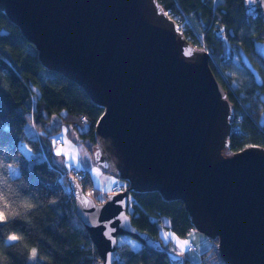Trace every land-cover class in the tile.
Here are the masks:
<instances>
[{"label":"water","instance_id":"1","mask_svg":"<svg viewBox=\"0 0 264 264\" xmlns=\"http://www.w3.org/2000/svg\"><path fill=\"white\" fill-rule=\"evenodd\" d=\"M241 6L247 22L264 26V0ZM0 13L43 69L75 83L102 110L92 163L126 190L97 202L66 178L96 264H114L119 237L186 264V256L133 226L129 201L149 192L183 204L192 230L215 243L219 264H264V148L228 152L233 103L208 52L184 38L157 0H0ZM253 48L264 64V41ZM238 57L261 87L244 49ZM257 123L264 129V110Z\"/></svg>","mask_w":264,"mask_h":264},{"label":"trees","instance_id":"2","mask_svg":"<svg viewBox=\"0 0 264 264\" xmlns=\"http://www.w3.org/2000/svg\"><path fill=\"white\" fill-rule=\"evenodd\" d=\"M167 13H178L189 20L187 41L198 48L209 50L212 57L223 53L224 43L215 35V23L224 28L232 49L239 47L251 51L254 38L264 40V27L259 20L246 23L242 0H157ZM7 30L6 34L1 33ZM202 34L203 42L196 38ZM221 35V34H220ZM264 80V71L254 61ZM211 71L233 103L235 119L228 152L240 151L249 145L264 148V129L257 123L262 111L260 98L255 94L258 86L251 79L242 82L241 88L224 82L212 62ZM228 63L224 62V72ZM264 87V86H263ZM242 95L240 96V93ZM102 110L87 98L82 88L61 75L43 69L36 50L23 38L16 27L0 13V191L13 200H27L32 204L24 215L0 225V264H27L26 246L35 244L40 258L37 264H96V252L85 228L74 215L73 200L66 177L61 183L59 172L67 168L54 157L55 139L61 130L70 138L86 146L88 152L96 145L94 127ZM85 120L81 121V117ZM33 129L26 131L27 125ZM36 132L38 133L36 135ZM30 149L27 158L19 143ZM10 166L18 167L19 174L12 176ZM80 181L84 192L95 201L103 200L100 190L94 188L88 171ZM107 173V172H106ZM110 174V173H108ZM128 214L140 232L160 240L162 246L176 251L175 246L160 235L162 227L186 239L192 231L187 212L181 202H164L157 193H139L133 196ZM22 233L24 240L5 243L8 232ZM202 253L198 262L186 264H219L215 243ZM133 250L126 243L117 244L114 264H169L166 256L139 246ZM186 255V254H185Z\"/></svg>","mask_w":264,"mask_h":264},{"label":"rangeland","instance_id":"3","mask_svg":"<svg viewBox=\"0 0 264 264\" xmlns=\"http://www.w3.org/2000/svg\"><path fill=\"white\" fill-rule=\"evenodd\" d=\"M215 35H219V29L220 27L215 23L214 25ZM230 50H225L223 53L219 54L218 57H213L214 61H216L219 65V56H226L228 57V68L224 70V72L227 74L228 82H231L234 87H240L242 86V82H249V75L247 74L246 70L243 69L241 63L238 60L237 56V49L234 50L231 48V45L229 43ZM264 71V66L260 67ZM242 95V92L240 93V96ZM27 133L28 129L30 128L29 124L26 126ZM38 133L36 132V135ZM60 141L61 145L54 146L53 148V154L56 160L61 163L63 161V164L66 168H73L78 167L81 170H86L89 172L91 179H92V185H94V188L100 190V193L109 191L110 188L114 184H120L123 183L116 180L111 174L108 173H102L93 163L91 159V153L88 152V149L86 146L80 142L75 141L73 138H70L64 130H61L60 134ZM21 149L24 150L25 145L23 143L20 144ZM60 149L62 153H67L69 156H74V160H66L64 155L57 156L56 150ZM10 174L12 176H17L19 174L18 167L10 166ZM129 211V210H128ZM168 235L172 236L173 240L178 239L176 242H180L183 247H175L177 252L185 255L189 258L191 262H198L200 259V253L204 252L210 245V240L205 236H203L201 233H198L195 230H192L189 232L186 239L178 238L175 234H172L171 232H167ZM186 240L193 244L194 249L188 250L186 245ZM120 243H126L131 247L133 250L139 249L140 245L128 237H119L118 244ZM175 246H178L175 244Z\"/></svg>","mask_w":264,"mask_h":264},{"label":"clouds","instance_id":"4","mask_svg":"<svg viewBox=\"0 0 264 264\" xmlns=\"http://www.w3.org/2000/svg\"><path fill=\"white\" fill-rule=\"evenodd\" d=\"M33 206L27 200H13L5 191H0V225H5L10 221L24 215ZM24 240L22 233L10 231L5 237V243L12 244ZM27 264H37L40 258L39 248L33 244L26 246ZM2 259V258H0Z\"/></svg>","mask_w":264,"mask_h":264},{"label":"built area","instance_id":"5","mask_svg":"<svg viewBox=\"0 0 264 264\" xmlns=\"http://www.w3.org/2000/svg\"><path fill=\"white\" fill-rule=\"evenodd\" d=\"M214 2H215V0H213V4H214ZM168 14H169L171 20L175 21L177 30H179L180 33L183 34V35L186 34V38H187V39L190 38V34L188 33L187 28H191V29H192V27H191L190 24H189V20L186 18L185 15H183L182 11H179L178 13L173 12V13H168ZM218 31H219V33L222 35V36H221V39H222V41H223V43L225 44V47H226V49H227L228 46H229V39H227V38L223 35L224 28L220 27V29H219ZM196 38H197V40H199L200 42H203V40H202V34H199V35L196 34ZM204 49H205V48H204ZM210 58H211L212 64H213V66L215 67L216 71H218V73H220V75H221V77L223 78L224 82H227L224 72L221 71L220 65H218V64L213 60V58H212L211 56H210ZM237 119H239V117H237ZM237 119H236V120H237ZM82 120H85V118H84L83 116L81 117V121H82ZM54 142L56 143V145H61V141H60V139H55ZM58 175H59V180H60L61 183L63 182V179H64L65 177H67V176H72V177L75 178L78 182H80V181L84 178V176H85V174H83V172H81L80 170H78V169H76V168H74V167H73V168H69V169H67L65 172H59ZM124 190H126V185H124V184H122V185H120V184H114V185L110 188L109 192H111V193H117V192H122V191H124ZM187 245H188V249H189V250H190V249H193V245H192V244L188 243Z\"/></svg>","mask_w":264,"mask_h":264},{"label":"flooded vegetation","instance_id":"6","mask_svg":"<svg viewBox=\"0 0 264 264\" xmlns=\"http://www.w3.org/2000/svg\"><path fill=\"white\" fill-rule=\"evenodd\" d=\"M244 16V15H243ZM245 17V16H244ZM250 20H252V19H250ZM249 20V21H250ZM255 20H259V19H255ZM249 21L247 22L246 21V23L247 24H249ZM261 21V20H260ZM261 24H262V22H261ZM264 27V26H263ZM261 35V34H260ZM260 35H258V38L260 37ZM221 36L222 35H220V38H221ZM258 38H254V40H253V42H252V45H251V51L249 52V53H247V52H245L246 53V55L248 56V58L250 59V61L252 62V64H253V66H254V61H257L258 63H259V66L260 67H262V65L264 66V64L262 63V61L260 60V59H258L257 58V56L254 54V51H253V43H254V41H260V40H262L261 38L260 39H258ZM262 41H264V40H262ZM230 46H228V48L226 49V47H224V49L225 50H227V51H229L230 49ZM240 48V47H239ZM239 48L237 49V56H238V51H239ZM203 50L204 51H206V52H209V50H205L204 48H203ZM234 50H236V49H234ZM245 51V50H244ZM210 53V52H209ZM211 57H212V55H211ZM213 58V57H212ZM214 60V59H213ZM238 60H239V57H238ZM209 61H211V58H210V60ZM219 61H220V63H219V65H220V68H224V62H227L228 63V57H226V56H219ZM212 62V61H211ZM216 62V61H215ZM239 62L241 63V60H239ZM217 63V62H216ZM218 64V63H217ZM241 65H242V63H241ZM242 67H243V65H242ZM243 69L244 70H246L244 67H243ZM246 72H247V74L249 75V79L251 80L252 79V75H250V73H249V71L248 70H246ZM224 74H225V77H226V80H227V82H228V78H227V74L224 72ZM260 74V73H259ZM221 76V75H220ZM261 76V75H260ZM222 78V77H221ZM262 78V77H261ZM222 80H223V78H222ZM253 80V79H252ZM263 80V79H262ZM224 81V80H223ZM254 81V80H253ZM264 82H263V84H262V86L261 87H258V89L256 90V92H255V94H257L258 96H259V98H260V102H261V100L263 99V97H264ZM230 87H233V85H232V83L230 82ZM261 107H262V111L264 110V105L262 104V102H261ZM261 111V112H262Z\"/></svg>","mask_w":264,"mask_h":264},{"label":"crops","instance_id":"7","mask_svg":"<svg viewBox=\"0 0 264 264\" xmlns=\"http://www.w3.org/2000/svg\"><path fill=\"white\" fill-rule=\"evenodd\" d=\"M29 129L31 130V133H32L33 129H32L31 127H30ZM21 143H22V142H21ZM21 143H19V145H20ZM23 145H24V144H23ZM20 150H21V152L23 153L24 156H26L27 158H30V156H31V151H30V149H28V147H27L26 145H25V147H24V150L21 149V145H20ZM76 168L79 169V170H81V169L78 168V167H76ZM82 171H84V170H82ZM168 231H169V230H165V231H163L164 238H165V233H167ZM169 232H170V231H169ZM165 239H166L167 241H170V242L172 243V245H174V246H175V244L178 245V246H175V247H178V248L183 247V245H182L180 242H176L178 239L173 240L171 235H168V237L165 238Z\"/></svg>","mask_w":264,"mask_h":264},{"label":"snow or ice","instance_id":"8","mask_svg":"<svg viewBox=\"0 0 264 264\" xmlns=\"http://www.w3.org/2000/svg\"><path fill=\"white\" fill-rule=\"evenodd\" d=\"M186 54H188V53H186ZM55 154L57 156L64 155L66 160H74L75 159L74 156H69L67 153H62V151L59 148L56 150V153ZM85 204H87V201H85ZM122 219L126 221L127 220V217L126 216H123ZM167 237H168V234L165 233V238H167Z\"/></svg>","mask_w":264,"mask_h":264}]
</instances>
